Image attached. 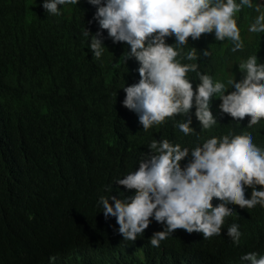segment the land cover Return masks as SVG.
Masks as SVG:
<instances>
[{"label":"trees","instance_id":"1","mask_svg":"<svg viewBox=\"0 0 264 264\" xmlns=\"http://www.w3.org/2000/svg\"><path fill=\"white\" fill-rule=\"evenodd\" d=\"M61 7L56 15L47 13L43 0H0V264H51L53 255L54 264H243L245 252L264 255V205L230 204L235 210L221 235L204 239L202 232L177 228L158 247L149 240L165 225L154 218L134 241L117 231L115 216L106 219L99 198L135 191L115 179L139 168L152 139L194 147L212 135L248 132L264 146V118L251 127V116L239 123L213 96L218 120L211 129H202L195 105L187 116L178 113L143 129L138 114L123 104L125 84L140 79V62L125 59L130 45L114 42L104 29L105 52L94 58L83 30L100 28L97 6L79 0ZM237 16L242 50L232 52L233 42L216 40L214 31L190 36L184 46L197 48L200 70L216 80H239V60L249 55L264 62V33L247 32L252 10ZM204 49L212 54L202 55ZM189 75L195 89L199 78ZM188 116L196 130L186 135L174 121ZM191 159L189 153L181 164ZM233 222L243 232L239 244L227 234Z\"/></svg>","mask_w":264,"mask_h":264},{"label":"clouds","instance_id":"2","mask_svg":"<svg viewBox=\"0 0 264 264\" xmlns=\"http://www.w3.org/2000/svg\"><path fill=\"white\" fill-rule=\"evenodd\" d=\"M79 0H43L47 13L59 15L62 7L77 4ZM97 6L94 19L100 28L96 32L85 28L83 36L90 39L94 58L105 52L103 30H108L114 42L130 45L127 56L139 62L140 79L123 87V104L138 114L143 129L160 125L176 114L188 115L195 105L202 129H211L217 123L211 102L220 97L222 113L230 114L241 123L248 116V126L264 118V62L257 54L241 59L242 77L230 76L227 82L216 80L200 70L197 48L186 49L189 37L197 39L214 31L215 38H226L231 51L244 48L239 13L244 8L254 16L247 32L259 36L264 33V3L261 0H90ZM175 36V43L168 37ZM89 39L87 44H89ZM202 55H211L204 49ZM196 73L199 83L194 89ZM231 88L232 91L227 90ZM184 134L196 129L190 116L174 121ZM152 151H144L139 168L117 177L131 194L101 196L98 203L106 219L115 216L124 239L134 241L143 236L152 218L165 225L150 237L149 243L159 246L173 235L177 228L188 232H202L203 238L221 235L225 218L234 213L230 204L248 209L264 205V146L257 144L251 133L240 135H212L194 147L182 145L169 138L152 139ZM191 153L192 159L181 161ZM251 187L250 198L246 196ZM217 198L215 206L211 201ZM228 236L239 244L243 232L239 223L228 226ZM55 255L50 258L55 262ZM243 264H264V255L248 251L241 256Z\"/></svg>","mask_w":264,"mask_h":264}]
</instances>
